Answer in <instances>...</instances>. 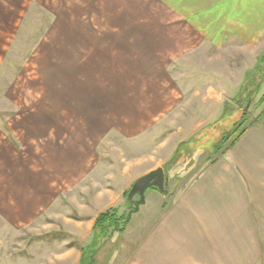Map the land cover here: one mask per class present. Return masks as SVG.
I'll return each instance as SVG.
<instances>
[{
  "label": "crops",
  "instance_id": "0c3cea01",
  "mask_svg": "<svg viewBox=\"0 0 264 264\" xmlns=\"http://www.w3.org/2000/svg\"><path fill=\"white\" fill-rule=\"evenodd\" d=\"M158 2L175 7L188 6L187 14L180 17L183 21L194 23L198 27L197 31L201 32L200 37L254 39L259 38L260 32L264 31V24L261 25L264 23V0ZM202 22L211 23L212 29L201 28L202 24L197 23ZM62 33L58 67L63 74L62 81L59 80L61 88L55 90L52 87L47 91H50L54 100L55 97H60L61 106L65 108L59 112L47 111L43 115L44 137L33 139L39 142L33 146V153L30 152L39 165L34 174L42 177V181L39 178L37 181L39 189L47 186L43 181L49 176L52 165L65 167V171L70 168L79 172L77 179L81 181V188L91 186L98 191L99 200L107 199L110 203L108 208H100L87 217L89 239H92L98 216L103 212L119 209L123 204L120 197L131 189L133 182L162 167L167 179L165 188L172 180L175 181L173 186L176 188L174 191L167 189L168 195L163 193L162 203L166 204L161 205L159 217L145 227L141 234L140 261L153 264H253L263 261L264 234L261 231L264 230V111L247 125L243 136L234 145L219 153L213 160L203 162L197 157L199 153L212 151L196 144L195 136L201 140V135H208V132L211 133L218 127L219 121L228 117L224 104L230 97L229 93L225 95L223 91L214 94L209 80L211 77L200 81L199 77L202 75L197 74V70H206L204 67L195 65L194 68L197 69L192 74L178 77L180 71L193 70L192 66L172 64L173 59L178 58L179 48L184 44L188 47V42H175L174 48L173 34L148 35L147 32L137 36L133 42L132 36L128 33L125 35V31L95 28L83 31L64 30ZM226 42L222 41V45ZM45 45V57L49 60L47 41ZM233 45L234 43L230 44ZM205 50L208 53L210 47ZM132 70L149 73L147 78L137 79L133 78ZM81 75L85 77L81 78ZM219 84L220 82L214 83ZM100 86L106 88H99ZM138 86L140 88L136 89ZM169 86L171 88L164 89ZM180 86H186V95H180ZM48 87H51V83ZM186 96L187 99H184ZM211 99L217 103L209 108L206 103ZM181 101L184 104L178 105ZM100 108L108 109L107 120H91L100 117V113L96 114ZM234 114L236 117V110ZM74 119H78L80 123ZM239 120L238 118L228 129L226 126L223 133L232 129ZM37 123L30 122L31 130L35 129ZM84 123L90 128V132L94 127H106L109 124L106 130L113 127L129 137V140L135 139L136 135L143 138L142 135L155 134V138H150V141L156 139L155 145L147 142L150 143V151L146 150L128 165L96 157L89 166L100 167L102 174L89 177L91 184L84 186L82 182L85 177L81 164L86 149L90 148L85 144L89 137L86 138L83 129L80 136L69 137L76 133L71 132V126ZM53 127L59 135H52ZM30 133H40V130ZM52 141L57 148L53 147ZM147 144L140 141L141 151ZM181 147L184 152L179 153ZM39 148H46L43 155L35 151ZM187 154L190 155L186 156ZM21 163L19 161L15 165L17 170L22 168ZM22 172L28 174L30 171L24 168ZM117 182L122 184L119 194L111 187ZM127 205H130L128 200ZM71 237L70 233L62 229L36 236L41 239L42 245H56L54 243L65 242ZM66 244L70 248H77L76 264H80L81 247L85 245H76L74 241ZM68 255L67 251L60 252L59 261L66 263Z\"/></svg>",
  "mask_w": 264,
  "mask_h": 264
},
{
  "label": "rangeland",
  "instance_id": "374dc122",
  "mask_svg": "<svg viewBox=\"0 0 264 264\" xmlns=\"http://www.w3.org/2000/svg\"><path fill=\"white\" fill-rule=\"evenodd\" d=\"M158 1L166 0H0V264H76L77 248H70L66 243L74 241L76 245L86 246L91 240L87 217L92 216L93 212H98V209L108 208L110 205L107 199L99 200L98 191L93 190L91 186L82 189L81 181L77 179L80 173L74 169L72 171L68 168L65 171V167L52 165L49 176L43 181L47 186L41 189L37 181L38 178L42 181V177L34 174L39 165L30 152L39 142L33 139L44 137L43 115L47 111L59 112L65 108L61 106L60 97H55L54 100L50 96V91H47L52 87L55 90L61 88L59 80L62 81L63 74L58 67L62 31H83L92 28L125 31V35L132 36L133 42L144 32L148 35L173 34L174 48L175 42H188V47L187 44L184 46L181 44L182 47L176 56L178 58L173 59L172 64H185L192 66L193 70L180 71L178 77L192 74L195 65L204 67L206 70H197V74L201 73L200 75L204 76L199 77L200 81L211 77L209 80L212 82L214 94L223 91L224 94L229 93L230 97L224 104L228 117L219 121L220 125L218 124L211 133L204 134L205 139L204 135H201V140L195 136L196 144L212 151L199 153L197 157L203 162L213 160L230 146V141L234 137L226 143H221L222 145L218 144L226 126L228 129L245 114L248 118L246 126L263 112L264 31L260 32L259 38L254 39L200 37L198 27H195L194 23L183 21L180 17L187 14L188 6L175 7L163 5ZM197 24H202L201 28L212 29L211 23ZM45 41L50 51L49 60L44 53ZM222 41L227 42L222 45ZM231 43L234 45L230 46ZM207 47H210L208 53L205 50ZM131 72L133 78L137 79H145L149 73L135 70ZM217 82L220 84L214 85ZM50 83L51 87H48ZM172 88L175 86L172 85ZM185 90L186 86H180V95H186ZM76 96L77 93L74 94V98ZM184 99H187V96ZM216 103L211 99L206 105L211 108ZM183 104V101L178 103ZM234 110L237 111L236 117ZM99 113L100 117L91 120L106 121L108 109H97L96 114ZM34 121L38 123L35 124V129H32L40 130V133H30L34 130H31L29 124ZM106 127L103 125L100 128L94 127L90 132L86 123L71 126V132L76 133L68 135L69 137L80 136L82 129L86 138L89 137L85 144L90 148L86 149L81 164L85 177L82 182L84 186L90 182L89 177L93 178L96 175L98 177L102 174L100 167L89 166L96 157L128 165L146 150L150 151L148 146L150 143L147 142L156 141V139L150 141L155 134L142 135L143 138L136 135L135 139L129 140V137L117 129L111 127L108 131ZM52 135H59L55 127L52 128ZM140 141L147 144L142 149L143 152L140 149ZM51 143L57 148L54 141ZM43 150L39 148L35 151L43 155L46 148L44 152ZM180 152H184L183 147L179 149ZM40 160L42 161V158ZM19 161L22 162V168L17 170L15 165ZM24 168L30 172L23 174ZM172 171L174 172V168ZM174 182L172 180L171 184L167 183V189L174 191L176 188L173 186ZM121 186L122 184L117 182L111 187L119 194ZM131 189L120 197L123 204L118 207L119 216H128L140 199L138 194L132 196L131 200L128 199ZM163 196V193L155 188L148 189L146 203L132 213L124 232L111 230L109 236L102 239L94 258L87 260L86 264H153L138 259L139 239L145 231L144 228L159 217L160 208L166 204L162 203ZM127 200L129 206H126ZM59 229L70 233L72 237L65 242L54 243L56 245H42L41 239L36 238L37 235ZM261 232L264 234V230ZM66 251L69 254L68 261L65 263L61 260V263L59 253ZM253 264H264V260Z\"/></svg>",
  "mask_w": 264,
  "mask_h": 264
},
{
  "label": "trees",
  "instance_id": "16d2710c",
  "mask_svg": "<svg viewBox=\"0 0 264 264\" xmlns=\"http://www.w3.org/2000/svg\"><path fill=\"white\" fill-rule=\"evenodd\" d=\"M247 119L248 118L246 114L243 115L242 118L237 123H235L232 129L223 133L221 142L218 144L226 143L234 137L233 140L230 141L231 143L229 147L234 145L243 136L244 132L246 131L247 125L245 126V124ZM221 145H217V146L221 147ZM119 212H120L119 209H112L103 212L98 216L93 229V237L91 239L90 244L81 247L82 258L80 264H86L87 260L92 259V257L94 258L97 249L101 245L102 239L108 237L111 230L114 229L117 230L118 232H124L126 228L125 226L128 224V216L127 215L119 216Z\"/></svg>",
  "mask_w": 264,
  "mask_h": 264
},
{
  "label": "water",
  "instance_id": "95a60500",
  "mask_svg": "<svg viewBox=\"0 0 264 264\" xmlns=\"http://www.w3.org/2000/svg\"><path fill=\"white\" fill-rule=\"evenodd\" d=\"M166 175L162 167L150 171L149 173L139 177L130 193L128 199L131 200L132 196L138 194L140 199L136 202L135 208L128 215V219L131 217L132 213L138 211L141 205L146 202V191L150 188H157L161 193L168 194L166 186Z\"/></svg>",
  "mask_w": 264,
  "mask_h": 264
}]
</instances>
